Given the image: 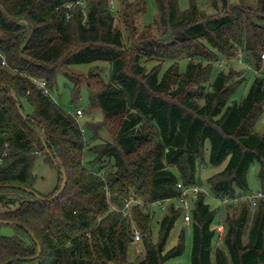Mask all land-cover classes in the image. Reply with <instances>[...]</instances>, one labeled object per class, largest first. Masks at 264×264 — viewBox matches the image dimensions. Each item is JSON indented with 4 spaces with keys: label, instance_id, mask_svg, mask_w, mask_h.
<instances>
[{
    "label": "trees",
    "instance_id": "1",
    "mask_svg": "<svg viewBox=\"0 0 264 264\" xmlns=\"http://www.w3.org/2000/svg\"><path fill=\"white\" fill-rule=\"evenodd\" d=\"M122 1L128 8L124 24L134 36V13L144 10ZM218 2L219 13L208 16L195 0L183 11L178 0H157L160 22L170 33L134 39L127 47L114 24V0H0V29L6 35L0 51L8 62L0 63V156L6 154L0 162V264H131L136 230L145 248L137 264H169L185 249V231L167 245L187 210L178 202L179 184L200 185L197 172L206 162L208 140L209 163L226 162L207 180L221 204L212 207L202 189L191 202V264H264V199L253 203L247 197L264 191V136L255 131L264 113V72L252 77L241 101L232 98L245 77L234 80L222 70L211 80L213 62L239 49L247 63L260 68L264 0L257 8ZM183 58L189 62L181 72ZM151 60L173 63L161 75V63L147 70ZM95 61L110 63L108 82L94 71L87 80L69 71L70 65ZM60 71L76 87L89 83L90 106L102 109L112 141L91 147L99 137L86 140L76 116L54 100ZM33 78L45 80L51 94ZM15 97L21 107L23 99L31 106L26 118ZM39 151L58 170L59 185L50 193L35 188ZM87 152L95 153L90 169ZM255 160L260 188L253 191L248 172ZM64 175L65 189L55 197ZM131 196L149 207L134 202L128 215L112 208L123 207ZM167 199L154 242L151 207ZM3 227L13 233L3 234Z\"/></svg>",
    "mask_w": 264,
    "mask_h": 264
},
{
    "label": "rangeland",
    "instance_id": "2",
    "mask_svg": "<svg viewBox=\"0 0 264 264\" xmlns=\"http://www.w3.org/2000/svg\"><path fill=\"white\" fill-rule=\"evenodd\" d=\"M192 0H178L179 8L187 10L190 7ZM219 0H195L196 5L198 6L201 13L206 15H216L219 13V9L222 7V2L217 3V7L214 5L215 2ZM231 4H242L248 7L257 8L258 0H229ZM135 2H137L135 4ZM142 4H141V3ZM110 3H113V0H110ZM128 3L131 5L135 4L133 10H144L139 11L135 14V23H136V33L133 36L131 35L130 30L125 26V11L127 8V2L122 0H114L115 6V27L121 29L124 37L125 46L129 47L132 43V40H140L141 38H154L161 39L162 37L168 36L167 33H170L168 29L161 24L160 22V12L157 4V0H128ZM128 4V5H129ZM5 32L0 29V40L4 38ZM8 36V35H7ZM207 52V51H206ZM210 52V51H209ZM246 54L239 49L233 56L228 57L223 55L220 59L213 62V68L211 73V80L217 77L218 73L222 70H225L234 78V80L242 79L245 77V82L240 86L237 93L232 99L241 101L246 97L249 87L253 81V76L264 72V60L260 64V68L256 69L254 66L246 62ZM180 71L183 72L186 70L188 59L183 58L179 59ZM1 63V62H0ZM8 63V62H7ZM161 63V75L166 71V69L173 63L172 60L157 61L151 60L146 61L147 70H151L154 67L158 66ZM205 63H208L207 61ZM247 63V64H246ZM2 65V64H1ZM6 66V65H2ZM255 69V70H254ZM69 71L73 73L75 77L86 79L90 76L92 71L96 74H99L104 82H108L110 79L111 65L106 61H95L91 63H81L73 64L69 66ZM96 77L92 79V82H95ZM87 80V79H86ZM88 80H91L89 78ZM97 80V79H96ZM94 86L99 87L96 83ZM90 95L91 88L89 83L83 80L77 87L76 83L68 79L63 71L58 72L56 77V82L52 89V97L54 100L67 112L72 113L76 116V110L81 109L83 111V116L77 117L81 128L84 130V137L86 140H91L92 138L99 137L95 141L90 142V146L99 144L103 140L112 141L114 134L109 128L105 125V116L100 107L92 108L90 106ZM22 109L26 113L32 112L31 106L25 101L22 100ZM96 129L95 130L93 129ZM255 131L264 136V113L259 119ZM37 134H41L40 131H37ZM209 150L210 142L209 140L205 144V164H201L198 168L197 178L200 180V185L197 184L202 190L206 192V202L209 203L212 207L216 208L221 203L215 199L211 194V188L208 183V177L218 173L223 170L226 165V162L220 165H211L209 163ZM46 156L43 152L39 151L37 160L33 167V174L35 175V188L42 193H50L58 183V170L56 167L51 166L46 162ZM95 158V153L87 152L85 155V165L90 169L93 168V165L90 163ZM260 169V164L258 160H255L249 169L248 172V181L251 189L254 191L260 188V182L258 178V172ZM60 183V182H59ZM140 200V199H139ZM141 201V200H140ZM178 205V203H176ZM167 206V203L166 205ZM151 209L154 211L155 216L153 219V241L158 242L159 240V222L162 217L165 215V210L162 207L155 203L152 205ZM233 208L229 210L233 214ZM226 211V209H225ZM191 212L185 211L184 214H181L178 218L175 226L173 227L169 239L168 247H172L178 242L179 236L182 231H185V249L183 253L172 260L169 261V264H191V246H192V228H191ZM249 229V228H248ZM247 229V231H248ZM3 234L11 235L13 230L9 227H3L1 229ZM145 256V248L141 241H134L129 249V260L131 264H137ZM21 264H32L30 262H24Z\"/></svg>",
    "mask_w": 264,
    "mask_h": 264
},
{
    "label": "built area",
    "instance_id": "3",
    "mask_svg": "<svg viewBox=\"0 0 264 264\" xmlns=\"http://www.w3.org/2000/svg\"><path fill=\"white\" fill-rule=\"evenodd\" d=\"M262 57L264 58V53H263ZM0 62H1L2 65H6V66L8 65L7 58H6L5 54L3 52H1V51H0ZM33 82L36 83L40 88H42L44 93L51 94L50 90L47 88L45 80L38 79V78H33ZM82 115H83V111L81 109H77L76 110V116L77 117H81ZM5 155L6 154H3V155L0 156V162H2L3 157ZM179 187L182 188V193H181V196L178 198V202L181 205L185 206L187 208V211H189L191 202L193 201V199H195L198 196L199 191L201 190V188L198 185L185 187L182 184H179ZM247 197L250 198L253 201V203H256V201L258 199H264V191L258 190L256 192L250 193ZM225 201H227V200H225ZM134 202L143 205L145 208L149 207V206H146L145 204H143L139 200V198H135V197L131 196L129 199H127L125 201L123 207H117V206L113 205L112 208L120 210L125 215H128L129 214V209H130L132 203H134ZM169 202H171V199L170 200L167 199L165 201H158L156 203H158L162 207V209H165L166 203H169ZM223 231H224V227L221 226L220 227V232L222 233ZM139 240H140V232L138 230H136L134 241L137 242Z\"/></svg>",
    "mask_w": 264,
    "mask_h": 264
},
{
    "label": "water",
    "instance_id": "4",
    "mask_svg": "<svg viewBox=\"0 0 264 264\" xmlns=\"http://www.w3.org/2000/svg\"><path fill=\"white\" fill-rule=\"evenodd\" d=\"M15 100H16V102L18 103V108H19V112H20L21 116L24 117V118H26V115H25V113H24V111H23V109H22V107H21V104L19 103V99H18L17 97H15ZM65 179H66V177H65V175H64V182H63V184H62V186H61V189L55 194V197L59 196V195L63 192V190L65 189V185H66V184H65ZM9 186H10V185H9ZM16 187H20V186H16ZM20 188H22L23 190L28 191V192L34 194L36 197H38V198H40V199H45V198L41 197L37 192H35V191L32 190V189H29V188H26V187H20ZM4 222H5V223H10V222H6V221H4ZM32 236H33L34 239H35V236H34L33 234H32ZM35 240H36V239H35ZM40 251H41V248L39 247V253H40ZM39 253L37 254L36 257H38ZM7 263H10V261H8Z\"/></svg>",
    "mask_w": 264,
    "mask_h": 264
}]
</instances>
